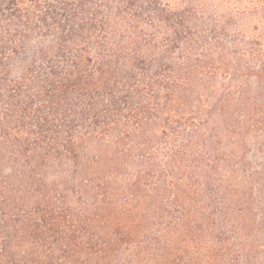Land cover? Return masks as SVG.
<instances>
[{"label": "trees", "instance_id": "16d2710c", "mask_svg": "<svg viewBox=\"0 0 264 264\" xmlns=\"http://www.w3.org/2000/svg\"><path fill=\"white\" fill-rule=\"evenodd\" d=\"M243 1L0 0V264H264Z\"/></svg>", "mask_w": 264, "mask_h": 264}, {"label": "rangeland", "instance_id": "374dc122", "mask_svg": "<svg viewBox=\"0 0 264 264\" xmlns=\"http://www.w3.org/2000/svg\"><path fill=\"white\" fill-rule=\"evenodd\" d=\"M241 6V11H244V17H242L243 22L246 23V31L244 34L250 37L255 34L264 35V0H254L243 1ZM257 6V7H256ZM258 8V10H257ZM234 10L233 5L224 7V10Z\"/></svg>", "mask_w": 264, "mask_h": 264}]
</instances>
